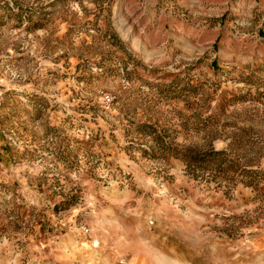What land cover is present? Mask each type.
<instances>
[{"label":"rangeland","instance_id":"obj_1","mask_svg":"<svg viewBox=\"0 0 264 264\" xmlns=\"http://www.w3.org/2000/svg\"><path fill=\"white\" fill-rule=\"evenodd\" d=\"M0 264H264V0H0Z\"/></svg>","mask_w":264,"mask_h":264}]
</instances>
